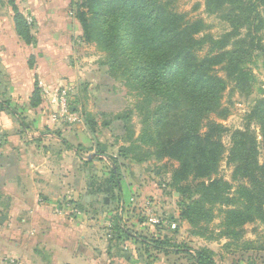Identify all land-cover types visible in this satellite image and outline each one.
<instances>
[{"label": "rangeland", "instance_id": "374dc122", "mask_svg": "<svg viewBox=\"0 0 264 264\" xmlns=\"http://www.w3.org/2000/svg\"><path fill=\"white\" fill-rule=\"evenodd\" d=\"M48 1L54 10L63 13L64 19L73 16L74 11L69 6L71 0ZM73 1L76 3L79 0ZM162 1L172 10L185 14L189 20L201 19L206 25L201 35L217 38L230 32L228 24L218 14L208 15L205 12L203 0ZM259 10L263 20L264 7L260 6ZM22 16L33 34L36 28L33 18L27 14ZM53 17L63 19L59 15ZM72 21L75 22V19L72 18ZM245 33V28L240 30L241 38ZM252 34L257 37L259 48H264V20ZM119 35L110 48L96 41L87 43L77 39L73 41L72 48L63 52V57H50L56 68V72H52L51 84L56 100L47 107L53 121L50 128L45 122L39 125V129L34 127L32 109L25 116L22 113L25 108L21 104L11 107L17 114L21 111L19 115L24 119L26 129L21 128L11 116L18 129L7 130L12 139L6 146L14 151L17 163L15 167H9L14 171V177H7V186H13L9 183L14 180L18 190H21L19 187H26V191L35 194L46 182L56 179L51 183L59 181L64 186L66 179L71 178V184L83 191L78 197L74 191L62 193L57 203L49 197L50 193L42 200L36 196L34 205L48 209L45 213L39 211L41 215L33 221L28 212H13L14 187H8L9 193L5 195L0 189V207L4 210L0 212V264H195L190 254L157 251L121 233H118L121 235L118 240L115 225L148 241L168 239L191 250H207L216 264H264L262 223H247L241 227L240 237L231 238L223 235L224 208L219 205H208L211 219L200 221L195 227L180 218L181 196L171 183L172 171L177 163L156 159L153 149L144 148L145 141L140 140L144 127L136 105L142 95L138 93L135 72L141 57L137 48L120 46L118 42L123 34ZM250 39L251 35L246 42L251 43ZM205 51L206 47L198 52V56ZM250 58L246 64L253 76L249 88L237 89L224 72L218 71V76L227 83L219 99L223 112L220 116L210 114L208 119L224 127L221 140L226 150L231 145V133L236 130L246 129L258 143L261 141L259 124L255 120L248 123V116L256 99L264 98V68L259 51L255 50ZM34 59L39 63L38 56ZM32 73L28 72L30 82ZM2 89L0 87V110L8 113L1 108L5 102L10 104L6 87L2 86ZM40 95L39 89V103ZM22 96L25 97V93ZM61 96H65V114L59 106ZM29 106L36 105L30 100ZM73 114L76 116L73 117ZM86 115L95 122L93 136L85 126ZM57 123L67 130L63 133L56 129ZM148 124L152 127L153 121L149 119ZM57 133L64 140H70L74 147L83 146L81 156L61 144ZM3 137L0 132V140ZM133 142L149 150L151 155L142 157L139 163L120 157L119 148L129 147ZM257 150L261 162L264 152L259 148ZM141 151L136 152L137 156ZM97 154L100 155L98 158ZM5 157L6 154L0 153V163ZM109 157L117 161L120 196L117 191L109 190L107 180L112 169ZM87 160L91 164L85 165ZM232 168L224 158L213 177L227 182L234 191L237 182L232 181ZM25 174L27 177L23 178ZM238 180L247 183L242 181L244 179ZM31 221L32 227L23 229L24 234L31 238L26 241L20 234L19 225H29ZM173 224L176 226L174 229L171 227Z\"/></svg>", "mask_w": 264, "mask_h": 264}, {"label": "trees", "instance_id": "16d2710c", "mask_svg": "<svg viewBox=\"0 0 264 264\" xmlns=\"http://www.w3.org/2000/svg\"><path fill=\"white\" fill-rule=\"evenodd\" d=\"M203 2L205 12L218 14L228 24L230 32L217 38L201 35L206 27L201 19L189 20L162 0H79L76 3L71 0L69 6L74 14L64 24L52 22L47 18L48 10L38 11L39 5L31 6L33 25L39 28L36 38L11 0L9 5L15 32L25 45L54 48L56 44L70 46L78 39L87 43L96 41L110 48L121 33L120 46L139 50L141 59L135 74L138 93L142 95L136 105L144 127L140 140L145 141L144 148L153 149L156 159L177 163L171 183L181 196L180 218L195 227L200 221L211 219L208 205H219L224 208L223 235L237 238L242 234L241 227L247 223L264 225V154L259 162L257 150L264 152V98L256 99L248 116V123L255 120L260 126V143L248 130H236L231 133V145L226 150L221 140L224 127L208 117L210 114L220 116L223 112L219 99L227 83L218 76V71L224 72L240 90L249 88L253 82L246 64L255 50L261 53L264 68V48H259L257 37L252 34L264 20L259 10L260 6L264 7V0ZM244 28L246 33L241 38L240 30ZM250 35L251 43H247ZM204 47L206 51L198 56ZM32 63L33 58H30L29 66ZM37 94L35 88L33 105L39 103ZM1 108L26 129L24 119L7 102ZM84 118L85 126L92 136L95 135L94 120L88 115ZM149 119L153 121L152 127L148 126ZM56 136L66 148L74 149L81 156L80 145L74 147L59 134ZM136 142L120 147L119 156L139 163L142 157L151 155ZM137 151H141L139 156ZM99 156L97 154L96 158ZM224 158L227 165L233 166L231 178L237 182L235 194L230 184L213 177ZM108 159L112 162L107 180L109 190L117 191L120 196L117 161L112 157ZM84 164H91V161ZM238 179L247 183L238 182ZM114 229L118 240L121 238L118 233H121L157 251L190 254L195 264H216L207 250H191L168 239L148 241L116 225Z\"/></svg>", "mask_w": 264, "mask_h": 264}, {"label": "crops", "instance_id": "0c3cea01", "mask_svg": "<svg viewBox=\"0 0 264 264\" xmlns=\"http://www.w3.org/2000/svg\"><path fill=\"white\" fill-rule=\"evenodd\" d=\"M9 1L10 0H0V83H1L0 87L1 89L2 86L6 87V90L8 92V99L10 100V104L8 103L9 105H11L10 107H16L18 104H21L25 108L24 111H22L23 115L25 116L26 113H29L30 109L34 111L32 114L33 115L32 119L35 121L34 127L36 129H39V125H44L43 124L44 122L48 125V128H50L52 116H51V111L47 107L50 102L56 100L54 98L55 93L53 92V85H51L53 81L52 72L53 71L56 72V68L52 63L53 62L52 58L50 57H55V58L63 57L64 54L63 52L66 49L72 48L71 47L72 45H70V47L67 48V45L56 44V46H54L55 48L54 49V48H49L46 45L28 46L23 44L15 32V26L13 23V11L9 5ZM11 1L15 6H17L18 11L22 15L25 14L31 15L32 12L31 6L35 7L36 5H39L40 10L38 11L42 12L48 10L49 13L47 14L48 16L47 18H49L52 22L56 24H64L69 20L67 18L64 19L65 16L63 15V13L54 10L53 6L49 4L50 2L48 0H11ZM54 15H59L63 19L56 20L53 17ZM35 27H36L35 31L32 35L37 38L39 33V28L37 26ZM40 31H43V29H40ZM54 52H56V55H53L55 54ZM37 56L39 63H36L34 59V57L36 58ZM30 58H33L32 66H29ZM29 71L33 72L31 82H30V76L28 74ZM34 77L36 78V80H34ZM60 81L62 84L64 83V80H60ZM35 88L40 89L41 101L40 103H38V105L31 108L29 106V102L31 100V95L35 90ZM22 93H25V97L22 96ZM20 96L22 97L20 98ZM27 106H29L30 108H28ZM20 112L18 113L20 114ZM19 114L17 115L20 116ZM11 116H12L11 114H8L0 110V132L4 134V137L2 138L3 141L0 140L3 143L2 145H4V146L0 145V149H1L0 153H2L3 155L6 154V157H8V158L5 157L3 159V162L0 163V189L4 190V191L2 190V194L5 195L9 193L8 187H14L15 190L13 191V193L15 192V202L12 204L13 212L14 213H19L21 211L28 212L29 216L34 221L35 218L38 217V215H41L40 214L41 211H44L45 213V209H48V207H44L40 209L39 206L34 205L36 196L40 197L42 200L43 198L45 199L47 197L48 193H50L49 197L52 198L53 202L57 203L58 200L60 199L59 197L60 194L65 192L66 194H68L70 191H74V195L78 197L79 194L82 193L83 189L81 190L77 189L74 185H72L71 178L66 179V184H64V186L62 183L59 184L58 180H57L58 183L56 184L51 183L56 179L46 182L44 183V185H42V188L38 191V193L36 192L35 194H33L34 192L26 191V187L24 189H22L23 187H19L21 190H18L15 186L14 180L10 181L11 183H9L12 184L13 186H7L8 183L7 177L10 176L14 177L12 174L14 173V171L12 172L11 170H9V167L10 165L12 167H15L17 163V160L13 154L14 151L8 150L6 146L7 144L10 143V139H12L11 133L9 134L7 130H11L14 128L18 129V124H19V123L17 124L18 121L16 122L15 120H13V117ZM75 116L76 114H73V117ZM20 117L22 118V116ZM71 118L72 116L70 115L69 119ZM59 124L60 123L55 124L57 127L56 129H60V131L64 133V131L67 130V128L64 127L63 125L60 126ZM81 127L84 128L83 125H81ZM59 135L62 136L60 133ZM66 140L68 143L73 145L72 142H70V140L68 139ZM6 141L8 142L6 143ZM61 144L63 143L61 142ZM74 154H76L75 150H74ZM78 159L79 158H77V160ZM25 177H27V174H25L23 178ZM39 186H41V184H39ZM3 211H4L3 208L0 207V212ZM33 221H31L29 225H25V226L19 225V227H21L20 234L24 239L26 238V241L31 238L28 234L27 235L24 234L23 229L27 227H32ZM24 224H26V221H24ZM28 242H32V240H29Z\"/></svg>", "mask_w": 264, "mask_h": 264}, {"label": "built area", "instance_id": "2783aa9c", "mask_svg": "<svg viewBox=\"0 0 264 264\" xmlns=\"http://www.w3.org/2000/svg\"><path fill=\"white\" fill-rule=\"evenodd\" d=\"M62 98L59 99V102H60V108L62 110V112H64V114L66 113L67 109H66V106H65V97L64 96H61ZM173 229L176 227L175 224H173L171 226Z\"/></svg>", "mask_w": 264, "mask_h": 264}]
</instances>
